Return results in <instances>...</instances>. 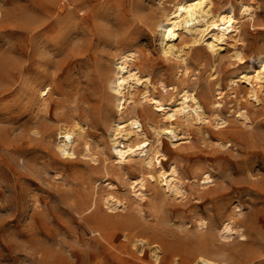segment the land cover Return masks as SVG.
Wrapping results in <instances>:
<instances>
[{"label":"rangeland","instance_id":"rangeland-1","mask_svg":"<svg viewBox=\"0 0 264 264\" xmlns=\"http://www.w3.org/2000/svg\"><path fill=\"white\" fill-rule=\"evenodd\" d=\"M56 1L0 0V264H195L203 252L230 264H264V89L252 96L239 77L264 72V0H216L218 7L233 1L237 15L248 7L253 17L241 19L237 41L219 40V52L208 43L214 27L199 32L187 62L168 58L160 40L164 15L178 0H88L84 19L79 5L72 16L65 9L38 32L30 24L20 33L31 14ZM124 54L150 74L149 92L170 99L177 85L193 93L168 113L190 139L173 144L164 136L159 144L166 165L181 171V196L150 180L139 204L128 184L148 172L141 155L115 160L108 127L118 117V92L108 78ZM44 76L54 78L45 100L31 88ZM143 86L133 89L140 88L126 113L153 148L151 122L163 116L143 99ZM199 107L206 118L195 121ZM241 107L249 119L237 116ZM80 125L70 138L62 132ZM87 141L96 155L83 154ZM108 181L123 199L114 208L103 200ZM224 218L244 235L221 236Z\"/></svg>","mask_w":264,"mask_h":264},{"label":"bare ground","instance_id":"bare-ground-1","mask_svg":"<svg viewBox=\"0 0 264 264\" xmlns=\"http://www.w3.org/2000/svg\"><path fill=\"white\" fill-rule=\"evenodd\" d=\"M87 1L88 0H57L52 8L49 6L45 7L42 14H31L32 17L30 16L27 19L28 22L24 25L25 29L21 28L20 33L23 34L30 24H34V26L29 29H32L33 33L38 32L48 26L53 17L59 16L65 11V9H67V13L72 16L79 5H81V9L85 12L84 16H81L82 19H84L88 14V11L91 9L86 3ZM173 5L174 7L164 15V20L161 24L160 40L163 53L168 58L174 57L180 59L182 62H187V49L193 48L201 42L202 35L198 36L199 32L204 33L208 31L210 26L214 27L215 31L212 32L211 35L212 40L208 41V43L210 46L209 48L214 52H219V49L223 47L219 40L228 43L227 40L232 38L237 41L242 30L241 19L252 18L254 14L248 7L244 6L241 15H237L235 13L233 1H229L224 7H218L216 0H178ZM2 14L3 11L0 7V16ZM37 15H39V17ZM185 34L191 35L188 41H184L185 39H183V35ZM182 39L183 41H181ZM234 42H231L232 45H235ZM20 49L23 51L24 48L22 45H20ZM233 53L239 56V50H235ZM115 67L116 73L108 78L109 86L118 92V95L115 97L118 117L112 120L108 127L112 147L118 151L115 160L117 163L123 162L124 160L131 161L138 155H141L142 163L144 164L143 166L148 169V172L144 175H139L131 179L129 178L128 187L130 194L134 196L135 199L137 198V202L141 204L142 199L147 196L146 190L148 181L154 180L161 183L160 185L168 191V194L170 192L172 195L175 194V196H177L176 194H179V196H181L185 189L183 184L184 181L180 173L181 171L174 162L166 165L164 162L166 154L161 152L159 144L164 139V136H167L173 144H177L180 141L182 143V141L190 139V134L187 135L182 130L179 131L173 126L168 113H176L182 110L185 107V104L193 99V93L189 88H182V86L179 87L177 85H174L173 90L175 94L173 93L174 95L170 99H165L161 95H158V93L154 92L153 94L149 92L148 85L151 80L150 74L142 73L138 66L132 64V62L129 61V54L117 57ZM239 77L240 79L248 81V93L252 96L258 94L259 86L264 89V72L260 70H248L245 74H242ZM214 78H216L215 75ZM53 84V76H44L39 79H34L31 88L39 95V97L45 100L54 88ZM139 85L145 86L144 91L140 92L142 93L141 95H143V99L147 100L148 103L153 106L154 111H160L163 116V120L160 122H151L152 131L155 134L153 148L150 146L151 142L148 140L150 138L147 131L142 127H134L126 113V109L134 101L135 90L133 89H136ZM139 89L140 88H138V90ZM138 90L135 92H138ZM224 92L223 88H220L218 98L222 99ZM237 113V116L242 117L243 121L248 118L249 113L245 107L237 109ZM217 117L219 120L218 122H226V118L220 115ZM205 118L206 116L200 111L199 107L198 110L194 112L193 119L195 121H202ZM62 128V132L67 138H70L73 133L83 130L82 125L76 128L66 126ZM85 144L83 154L87 156L96 155L93 152L91 144L88 141ZM59 148L65 153L67 145L65 142L59 143ZM202 174L201 183L204 185H208L213 181L209 170L203 171ZM107 185L108 189H110L104 193L103 200L106 205L114 208L119 203L121 204L123 199L115 194L117 191L115 188L117 186L112 181H108ZM218 231H220V235L224 238H228V236L230 237L234 233L244 235V232L238 228L235 221L230 218H224L221 221L220 230ZM140 240L142 243L144 242L143 238H140ZM204 253L205 252L196 255L195 264H230L228 260H216L213 259L212 256L207 255L208 253ZM154 254L156 259L159 258V247L157 245L154 248Z\"/></svg>","mask_w":264,"mask_h":264}]
</instances>
